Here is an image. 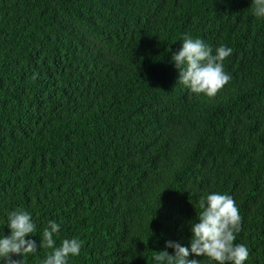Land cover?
Returning <instances> with one entry per match:
<instances>
[{"label": "trees", "instance_id": "1", "mask_svg": "<svg viewBox=\"0 0 264 264\" xmlns=\"http://www.w3.org/2000/svg\"><path fill=\"white\" fill-rule=\"evenodd\" d=\"M252 8L0 0V237L23 209L38 247L50 220L57 247L82 241L68 264H156L167 241L191 248L200 200L220 193L243 218L245 264H264V18ZM185 35L232 49L214 98L178 82Z\"/></svg>", "mask_w": 264, "mask_h": 264}, {"label": "clouds", "instance_id": "2", "mask_svg": "<svg viewBox=\"0 0 264 264\" xmlns=\"http://www.w3.org/2000/svg\"><path fill=\"white\" fill-rule=\"evenodd\" d=\"M253 15L264 18V0H252ZM232 54V49L220 45L215 49L203 40L185 35L182 46L172 56L179 70L178 82L186 86L191 93L204 94L214 98L230 82L231 76L224 70V60ZM202 211L198 221L191 224L193 233L191 248L179 242L167 241V248H174L175 254L166 249L159 251L154 259L156 264H201L196 259H188L190 253L207 257L215 264H245L249 252L244 244L236 243L237 234L242 230V216L234 198L228 194L212 193L200 200ZM10 235L0 237V261L3 264H26L30 254L39 248L51 249L42 264H68L70 256H78L82 241L77 238L63 239L56 246L55 236H59L60 225L50 220L43 229L40 245L36 240L27 239L37 234V225L31 213L16 209L8 214ZM13 256L22 259H13Z\"/></svg>", "mask_w": 264, "mask_h": 264}]
</instances>
